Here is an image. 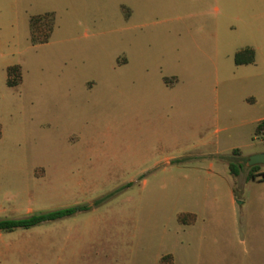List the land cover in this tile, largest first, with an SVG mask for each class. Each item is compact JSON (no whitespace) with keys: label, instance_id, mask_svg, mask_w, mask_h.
Instances as JSON below:
<instances>
[{"label":"rangeland","instance_id":"obj_1","mask_svg":"<svg viewBox=\"0 0 264 264\" xmlns=\"http://www.w3.org/2000/svg\"><path fill=\"white\" fill-rule=\"evenodd\" d=\"M263 116L264 0H0V264H264Z\"/></svg>","mask_w":264,"mask_h":264},{"label":"trees","instance_id":"obj_2","mask_svg":"<svg viewBox=\"0 0 264 264\" xmlns=\"http://www.w3.org/2000/svg\"><path fill=\"white\" fill-rule=\"evenodd\" d=\"M30 24H31L30 27H33V25H35L33 19ZM44 35L46 36L47 34L44 33ZM31 36L32 38H34L33 35ZM253 60H254V49L251 46L246 45L238 49L234 53V61L237 64L252 62ZM262 124H264V119L260 120V122L258 123V128ZM228 165H229L230 172L236 175L239 173L240 166L242 164L240 162H235L233 160H230ZM256 169H257V164H254L251 166V170L248 173V178L255 177ZM73 211H74V207L69 206V207H60V208L50 209V210H38V211H34L33 213L29 215L22 216V217L2 218L0 219V230H12L16 227H30L42 221L52 220L55 218L62 217L64 215L72 213Z\"/></svg>","mask_w":264,"mask_h":264},{"label":"water","instance_id":"obj_3","mask_svg":"<svg viewBox=\"0 0 264 264\" xmlns=\"http://www.w3.org/2000/svg\"><path fill=\"white\" fill-rule=\"evenodd\" d=\"M264 162V150L256 151L248 155L247 163H263Z\"/></svg>","mask_w":264,"mask_h":264},{"label":"flooded vegetation","instance_id":"obj_4","mask_svg":"<svg viewBox=\"0 0 264 264\" xmlns=\"http://www.w3.org/2000/svg\"><path fill=\"white\" fill-rule=\"evenodd\" d=\"M247 160H248V155H247V158H246V162H247ZM256 164V163H255ZM251 165H254V164H251Z\"/></svg>","mask_w":264,"mask_h":264},{"label":"crops","instance_id":"obj_5","mask_svg":"<svg viewBox=\"0 0 264 264\" xmlns=\"http://www.w3.org/2000/svg\"><path fill=\"white\" fill-rule=\"evenodd\" d=\"M261 118H264V116H263V117H261ZM261 118H259V119H261Z\"/></svg>","mask_w":264,"mask_h":264},{"label":"built area","instance_id":"obj_6","mask_svg":"<svg viewBox=\"0 0 264 264\" xmlns=\"http://www.w3.org/2000/svg\"><path fill=\"white\" fill-rule=\"evenodd\" d=\"M263 131H264V128H263Z\"/></svg>","mask_w":264,"mask_h":264}]
</instances>
